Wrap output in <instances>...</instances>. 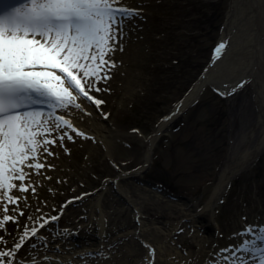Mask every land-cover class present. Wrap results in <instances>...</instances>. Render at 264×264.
<instances>
[{
	"label": "rangeland",
	"instance_id": "obj_1",
	"mask_svg": "<svg viewBox=\"0 0 264 264\" xmlns=\"http://www.w3.org/2000/svg\"><path fill=\"white\" fill-rule=\"evenodd\" d=\"M126 1L140 10L136 17L142 26L140 37L125 33L124 50L112 56L117 65L111 71L112 78L100 85L108 91L94 94L105 101L99 108L104 121L115 123L125 133H117L108 144L91 134L88 136L93 139L76 137L75 142L69 141L72 152L63 150L68 165L56 160L52 165L58 170H45L51 179L42 176L36 196L15 194L28 195L33 210L39 206L49 215H60L58 221L41 230L49 239L82 223L98 191L104 189L103 212L107 227L113 229L133 220V209L122 204L114 183L122 173H128L130 176L119 184L130 190L142 216L178 225L175 236L179 240L201 247L193 258V264H199L197 259L202 260V254L212 246L217 250L229 245L232 233L246 224L242 217H248V210L255 209L249 222L264 221V100L259 95L260 77L257 82L250 79L229 96H221L207 85L195 105L158 137L149 167L134 176L130 172L145 164L146 138L206 72V66L209 68L212 50L227 31L225 24L234 7L233 0ZM130 41L136 42V52L128 47ZM134 129L138 131L133 134ZM222 175L224 194L212 209L202 212L205 226L190 232L189 209H202ZM68 201L72 202L62 214L53 212ZM213 216L220 226L215 244L209 242L206 229L215 225ZM20 223H24L23 217ZM8 228L12 233L17 231L13 225ZM188 244L184 243L185 251ZM32 251L26 247L21 257Z\"/></svg>",
	"mask_w": 264,
	"mask_h": 264
},
{
	"label": "snow or ice",
	"instance_id": "obj_2",
	"mask_svg": "<svg viewBox=\"0 0 264 264\" xmlns=\"http://www.w3.org/2000/svg\"><path fill=\"white\" fill-rule=\"evenodd\" d=\"M139 15L123 0H17L0 8V264H38L35 257L22 260L23 250L46 240L41 230L60 215L33 210L28 195L15 193L36 196L32 176L51 179L45 170L54 168L52 148L67 153L65 141L93 139L74 126L72 111L90 115L81 102L97 109L105 103L94 94L108 91L100 85L112 78L113 54L124 50L125 22ZM228 44L213 49L211 64ZM245 84L214 90L229 96ZM71 202L53 212L62 214ZM229 239L237 242L213 252L207 264H264V224H245ZM145 247L146 264H155V249Z\"/></svg>",
	"mask_w": 264,
	"mask_h": 264
},
{
	"label": "bare ground",
	"instance_id": "obj_3",
	"mask_svg": "<svg viewBox=\"0 0 264 264\" xmlns=\"http://www.w3.org/2000/svg\"><path fill=\"white\" fill-rule=\"evenodd\" d=\"M124 4L129 8L134 7L126 0ZM232 5L234 10L228 15L225 24L227 31L222 34L220 39V42H229L230 45L227 47V51L223 53L220 60L209 66L205 75L192 86L183 100L177 101L171 109L170 116L175 115L178 108L179 110L185 108L187 103L191 102L197 95L199 89L207 83H212L221 91H225L241 81L247 82L251 79L257 82V78L260 77V81L258 82H261L262 91H260L259 95L264 100V0H233ZM140 28L142 26H140L136 17L125 22V33L130 37L136 36L139 39L141 34L139 32ZM140 43L139 40L137 45ZM128 47L136 52L134 50L137 48L136 42H128ZM229 55H231V58L228 61ZM135 57L133 55L134 60ZM127 86L129 88V84ZM81 103L90 115L73 110L70 118L76 128L84 131L87 135L91 134L96 140H100L104 144H108L117 133H125L123 132L124 129L122 131L115 123L110 122L108 124L106 120L104 121L103 117L105 116L95 106H91L85 102ZM169 120L160 122L156 131H162ZM134 132L136 131H131L133 134ZM146 140L145 163L150 160L157 136H149ZM65 147L69 152H72L73 144L71 142L65 141ZM63 150L59 146L52 148L56 156L48 157V163L53 164L57 160L60 161V164L68 165V160L63 155ZM243 155L247 156V153L244 152ZM54 167L50 173L58 170L56 164H54ZM137 172H140V169L134 171L132 174L135 176ZM124 177L127 176L125 173H122L114 181L118 187L116 194L119 195L122 204H127L131 206V209L133 208V220L122 226H116L113 229L108 228L102 204V196L105 190L101 189L98 191L96 201L89 208L90 211H87L89 215L85 216L82 223L74 225L73 228L65 230L62 234H52L49 239L43 241L37 240V247L34 251L29 256L21 257V259L35 257L38 264H146L145 257L148 249L145 247V244H147L155 249V264H193L195 250L201 247L199 245L196 246L193 242H189V245L188 242L179 240L175 236L179 233V228L176 224L146 220L142 216L141 208L137 207L136 199H133L130 195V190L119 184ZM42 178V176H32L33 182H41ZM225 182V176L222 175L221 180L214 188L212 196L202 209L194 210L188 208L191 214L187 220L191 222L193 228L190 229V232H199L205 226L207 221L204 219L202 212L212 209V206L224 194ZM252 210L255 211V209L248 210V217L245 216L247 220H243V222L246 221V224L253 223V221H248L252 215ZM97 214L98 216L95 217ZM213 220L215 225L209 224L206 229L209 230V242L215 244L218 242L216 240L219 236L220 226L217 225L214 216ZM261 224H264V221ZM243 227L241 226V228ZM241 228H238L234 232H238ZM192 238L194 239V236ZM236 242L235 240H230L229 244ZM184 243L188 244L186 251ZM212 248L213 246L209 249L210 251L208 250L202 254V260L197 259V261H200L199 264H207L210 255L218 250L213 248L214 251H212ZM45 256L48 257V260L44 259ZM29 264H31L30 259Z\"/></svg>",
	"mask_w": 264,
	"mask_h": 264
},
{
	"label": "trees",
	"instance_id": "obj_4",
	"mask_svg": "<svg viewBox=\"0 0 264 264\" xmlns=\"http://www.w3.org/2000/svg\"><path fill=\"white\" fill-rule=\"evenodd\" d=\"M194 12H195V11H194ZM197 14L201 16V14L199 13V11L197 12Z\"/></svg>",
	"mask_w": 264,
	"mask_h": 264
}]
</instances>
